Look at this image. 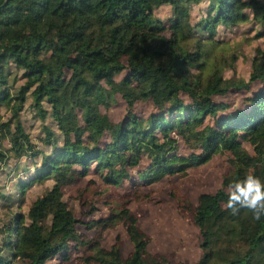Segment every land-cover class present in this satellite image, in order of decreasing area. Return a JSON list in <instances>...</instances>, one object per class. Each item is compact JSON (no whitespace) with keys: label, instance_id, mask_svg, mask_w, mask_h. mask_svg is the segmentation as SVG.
Wrapping results in <instances>:
<instances>
[{"label":"trees","instance_id":"1","mask_svg":"<svg viewBox=\"0 0 264 264\" xmlns=\"http://www.w3.org/2000/svg\"><path fill=\"white\" fill-rule=\"evenodd\" d=\"M253 25L263 37L264 0H0V174L15 177L12 190L0 184V264H69L74 249L84 264H164L127 210L88 228L125 221L129 258L120 241L106 250L102 231L87 239L64 189L92 174L107 187L151 185L218 153L231 169L190 208L203 252L193 264H264V216L226 208L231 183L248 173L264 182V50L249 56L248 78L230 77L239 55L220 36ZM120 99L129 111L114 122L101 109ZM149 101L155 112H133ZM49 181L25 211L28 191Z\"/></svg>","mask_w":264,"mask_h":264},{"label":"rangeland","instance_id":"2","mask_svg":"<svg viewBox=\"0 0 264 264\" xmlns=\"http://www.w3.org/2000/svg\"><path fill=\"white\" fill-rule=\"evenodd\" d=\"M169 9L160 11L161 16H166ZM261 27L255 25L245 26L237 30L235 35L220 34L227 44L226 51L235 50L239 60L234 70L227 72V76L248 78L250 74L249 56L254 49L260 46L264 50V36L257 39L256 34ZM122 79L118 76L117 80ZM244 98V93L232 94L224 98L233 104L239 103ZM129 111L128 105L120 99L118 103L109 108L102 107V114H107L114 122L125 119ZM156 109L151 101L139 102L133 112L140 116H149ZM26 127L32 134L39 132V122L26 118ZM251 152L252 148L246 146ZM180 153L189 154V149L181 142ZM14 165V160L10 163ZM149 161L144 159L140 170H133L134 178H138L140 171H145ZM229 154H215L208 162L191 168L186 172L165 176L151 185L140 181L137 186L129 182L119 187H107L103 178L98 174L89 175L86 179L64 189L65 200L75 210L76 216L81 221L79 231L89 240L98 239L102 231L101 245L110 250L118 241L122 245V253L129 258L133 252V244L129 239L125 221L115 219L111 226L102 230L103 223L99 226L88 228L92 221H102L111 218L120 210L129 211L137 219L140 231L145 235L150 255L160 256L164 264H193L202 256L200 232L193 223L190 208H195L203 194L216 193L223 187L224 177L230 171ZM10 168L0 174V184L6 185L7 190H12L14 175H8ZM53 184L49 181L44 185L33 186L27 193L25 211L31 202L44 190L45 186ZM83 200L93 202L97 210L91 214L90 208L83 205ZM0 198V227L5 219V212ZM1 240V239H0ZM84 252L72 250L69 264H84ZM55 260L54 262H56Z\"/></svg>","mask_w":264,"mask_h":264},{"label":"clouds","instance_id":"3","mask_svg":"<svg viewBox=\"0 0 264 264\" xmlns=\"http://www.w3.org/2000/svg\"><path fill=\"white\" fill-rule=\"evenodd\" d=\"M227 196L226 208L232 215H238L241 209H247L255 220L264 216V182L253 173L231 183Z\"/></svg>","mask_w":264,"mask_h":264}]
</instances>
